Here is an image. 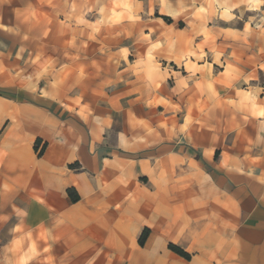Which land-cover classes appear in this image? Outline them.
Masks as SVG:
<instances>
[{"label":"crops","instance_id":"crops-1","mask_svg":"<svg viewBox=\"0 0 264 264\" xmlns=\"http://www.w3.org/2000/svg\"><path fill=\"white\" fill-rule=\"evenodd\" d=\"M0 260L264 264V0H0Z\"/></svg>","mask_w":264,"mask_h":264},{"label":"trees","instance_id":"trees-1","mask_svg":"<svg viewBox=\"0 0 264 264\" xmlns=\"http://www.w3.org/2000/svg\"><path fill=\"white\" fill-rule=\"evenodd\" d=\"M68 193H70V191H68ZM170 250H172L174 253L180 255L181 257H184L185 259H188L189 256L187 254H185L182 250H180L179 248L170 245Z\"/></svg>","mask_w":264,"mask_h":264},{"label":"rangeland","instance_id":"rangeland-1","mask_svg":"<svg viewBox=\"0 0 264 264\" xmlns=\"http://www.w3.org/2000/svg\"><path fill=\"white\" fill-rule=\"evenodd\" d=\"M0 264H2V263H1V260H0ZM10 264H13V263H12V260H10ZM14 264H16V260H15V263H14Z\"/></svg>","mask_w":264,"mask_h":264}]
</instances>
